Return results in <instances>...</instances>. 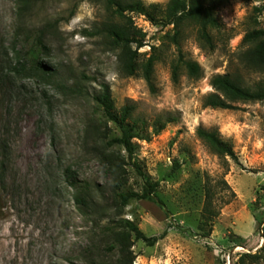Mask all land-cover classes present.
I'll list each match as a JSON object with an SVG mask.
<instances>
[{
	"label": "rangeland",
	"instance_id": "374dc122",
	"mask_svg": "<svg viewBox=\"0 0 264 264\" xmlns=\"http://www.w3.org/2000/svg\"><path fill=\"white\" fill-rule=\"evenodd\" d=\"M141 1L161 9L169 2ZM204 1L217 6L222 23L220 32H211L213 48L204 45L194 23L183 24L177 35L174 25L128 12L130 29L143 40L137 70L129 75L120 49L95 35L102 22L127 20L102 1L34 0L23 25L17 16L20 0H0V77L13 54L35 42L26 32L40 28L47 46L42 57L55 74L49 83L38 75L0 83V144L7 142L9 154L0 179V264H117L98 216L77 206L64 175L70 166L80 179L101 187L100 205L112 212L118 201L114 177L103 143L89 129L93 124L109 136L121 134L112 122L104 124L97 106L95 97L105 85L115 109L133 105L140 120L134 157L144 173L128 166L123 189L142 192L147 182L159 183L161 202L134 199L123 210L122 217L147 235L165 233L153 246L136 241L133 264H264V100L239 101L235 109L204 105L214 91V75L230 73L245 85L264 84V69L249 63L243 41L247 32L264 28V0ZM150 57L153 89L144 77ZM184 61H196L201 77L190 76ZM166 116L177 119L156 133L154 124ZM199 128L217 130L233 145L238 161L213 153L198 136ZM220 178L235 197L226 203L217 194L219 215L212 233L203 236L198 227L205 184Z\"/></svg>",
	"mask_w": 264,
	"mask_h": 264
},
{
	"label": "trees",
	"instance_id": "16d2710c",
	"mask_svg": "<svg viewBox=\"0 0 264 264\" xmlns=\"http://www.w3.org/2000/svg\"><path fill=\"white\" fill-rule=\"evenodd\" d=\"M102 1L105 8L111 11L114 16L126 18L125 22L109 20L102 22L94 29L95 35H101L108 39V42L114 48L120 49L124 59V71L129 74H135L137 70L138 49L143 46V40L137 36V32L130 29L128 22L131 17L128 12H139L146 15L150 21L163 23L165 25H174L178 28L185 23H194L198 26L200 39L204 45L211 48L215 46L212 30H221L222 23L216 14V5H207L204 0H169L165 8L161 9L157 4H151L148 7L141 0L129 2L128 0H96ZM34 0H20L17 11L19 20L24 25V17L27 16L33 7ZM162 11L163 16L158 13ZM52 26V24H48ZM27 39H33L29 48L25 52L17 50L10 61L8 69L1 70L0 83L13 82L16 77L23 75H38L45 83H49L55 76L51 65L47 64L42 57L43 49L47 46L44 43V28H40L33 33L32 30L26 32ZM243 41L248 44L247 58L249 63L257 68L264 69V28L254 29L247 32ZM132 44H137L136 48ZM190 76L200 78L202 68L196 61H184ZM153 65L154 57H150L145 64L144 77L151 89H153ZM178 66L173 68V80L178 79ZM210 83L214 88L204 98V105L212 108L235 109V103L239 101H260L264 100V84L245 85L243 82L230 73L214 75ZM99 112L106 122H112L121 132L119 136H109L98 125H91L90 132L99 138L103 143L102 155L109 173L114 177V192L118 198L112 212H108L100 200L99 193L102 188L94 186L88 180L80 179L77 173L70 167H66L64 175L67 183L73 188V196L77 206L81 210H92L99 219V227L104 237H107L109 251L114 253L117 264H133L136 259L133 246L136 241L142 240L147 245H155L165 233L156 236L147 235L136 223L122 217L124 208L134 199H149L161 202L157 196L158 182H147L142 192L126 191L123 187L127 183V167L132 166L139 174L143 175L141 165L136 161L134 139L140 137L138 130V120L134 118V106L125 105L121 110H116L114 101L110 94L108 85L103 87V92L95 97ZM177 117L166 116L164 121H157L156 133L161 132L166 124L175 121ZM133 120V121H132ZM132 121V122H131ZM143 124L144 121H141ZM108 129V127H107ZM106 129V130H107ZM198 136L206 143L209 149L219 155L221 158L230 157L238 161V156L234 151L233 145L221 137L217 130L199 128ZM4 141V140H0ZM121 146L125 153H122L116 147ZM7 142L0 144V179L5 175V166L7 164L8 153ZM217 194H222L224 202H229L235 197V192L230 184L224 178L212 181L208 179L205 184V199L203 206L204 217L199 224V230L203 236H209L213 230V218L219 215V209L215 202ZM102 224V222H104Z\"/></svg>",
	"mask_w": 264,
	"mask_h": 264
}]
</instances>
